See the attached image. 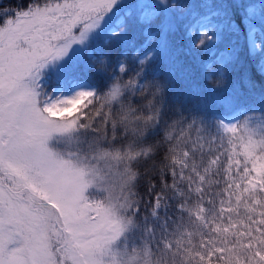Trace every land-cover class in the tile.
Segmentation results:
<instances>
[{"label": "snow or ice", "instance_id": "6c2138e0", "mask_svg": "<svg viewBox=\"0 0 264 264\" xmlns=\"http://www.w3.org/2000/svg\"><path fill=\"white\" fill-rule=\"evenodd\" d=\"M0 264H264V0H0Z\"/></svg>", "mask_w": 264, "mask_h": 264}, {"label": "trees", "instance_id": "16d2710c", "mask_svg": "<svg viewBox=\"0 0 264 264\" xmlns=\"http://www.w3.org/2000/svg\"><path fill=\"white\" fill-rule=\"evenodd\" d=\"M11 2L13 3V5H15V4H18L20 0H11Z\"/></svg>", "mask_w": 264, "mask_h": 264}]
</instances>
